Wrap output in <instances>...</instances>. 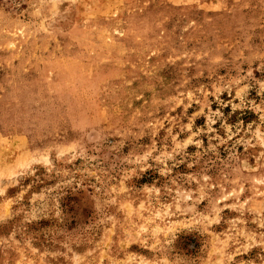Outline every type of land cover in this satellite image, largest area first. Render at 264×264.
Here are the masks:
<instances>
[{
    "label": "rangeland",
    "instance_id": "obj_1",
    "mask_svg": "<svg viewBox=\"0 0 264 264\" xmlns=\"http://www.w3.org/2000/svg\"><path fill=\"white\" fill-rule=\"evenodd\" d=\"M0 264H264V0H0Z\"/></svg>",
    "mask_w": 264,
    "mask_h": 264
}]
</instances>
